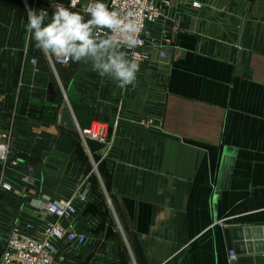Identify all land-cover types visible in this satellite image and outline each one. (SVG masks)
Masks as SVG:
<instances>
[{
    "label": "crops",
    "instance_id": "crops-1",
    "mask_svg": "<svg viewBox=\"0 0 264 264\" xmlns=\"http://www.w3.org/2000/svg\"><path fill=\"white\" fill-rule=\"evenodd\" d=\"M53 2L70 0L34 9L51 16ZM156 2L135 85L121 89L90 64L50 62L26 31L28 0H0L1 252L12 226L40 237L56 221L44 204L79 192L60 223L85 241H54V264H264L231 232L259 229L264 245V0ZM94 123L108 135L97 152L81 136Z\"/></svg>",
    "mask_w": 264,
    "mask_h": 264
},
{
    "label": "clouds",
    "instance_id": "clouds-1",
    "mask_svg": "<svg viewBox=\"0 0 264 264\" xmlns=\"http://www.w3.org/2000/svg\"><path fill=\"white\" fill-rule=\"evenodd\" d=\"M53 2L47 9H28L26 31L34 47L47 59L60 63H86L101 78L118 83L121 89L135 85L139 71L138 54L128 51L143 45V24L132 9H109L103 0ZM115 3V0H114ZM126 49V50H125ZM4 146L0 145V152Z\"/></svg>",
    "mask_w": 264,
    "mask_h": 264
},
{
    "label": "built area",
    "instance_id": "built-area-1",
    "mask_svg": "<svg viewBox=\"0 0 264 264\" xmlns=\"http://www.w3.org/2000/svg\"><path fill=\"white\" fill-rule=\"evenodd\" d=\"M106 4L109 6L110 10L114 7L117 9L125 7L126 10L132 9L138 13V17L143 24L141 39L144 43L141 47L136 49L125 50L128 51L129 58H132L133 52L138 54L139 58L137 62L141 68L145 58L143 48L146 45V28L148 25L155 24L161 19V7L157 4L156 0H115V3L114 0H107ZM160 56L165 58L168 57L169 54L162 51ZM30 62L32 65L36 66L35 59H31ZM50 62H53V60H50ZM81 136L85 143L87 139H91L106 146L108 140L107 127L101 123H94L90 128L81 130ZM0 145L4 146L3 151L0 152V164L3 167L0 187L4 190H10V186L3 183L2 180L5 167L9 162L11 148L10 134L3 133L1 135ZM12 164H15V162H12ZM76 200L83 201L84 196L78 192L70 199L47 201L43 206L44 211L46 214L54 217L56 221L46 224L38 238L30 236L28 233L32 230L31 225H26L25 229L19 227V225L12 226L4 239V247L0 255V264H54V241L84 242L85 236L83 234H77L65 228L60 223L61 219H71L77 214V209L75 207ZM229 257L231 261L236 260V255L233 252L230 253Z\"/></svg>",
    "mask_w": 264,
    "mask_h": 264
},
{
    "label": "water",
    "instance_id": "water-1",
    "mask_svg": "<svg viewBox=\"0 0 264 264\" xmlns=\"http://www.w3.org/2000/svg\"><path fill=\"white\" fill-rule=\"evenodd\" d=\"M61 123L64 124L69 129L75 128V125L73 123V120L67 108H64L61 113ZM109 132H111V130ZM86 144L92 151H95V152L102 150L105 146L104 144L98 141H95V140H91V139H87ZM260 231L261 230L259 229H256V228L254 229V228H249V227L231 228V232L237 241L240 242L243 240L246 242L245 245L247 249H244L243 243H239L235 245L237 253L239 255L243 254L244 252H248L249 254H252L254 252V247H256L258 250L260 249L259 251L261 253H264L263 244H257V243L253 244L252 243L253 239L261 237ZM183 264H185V262Z\"/></svg>",
    "mask_w": 264,
    "mask_h": 264
},
{
    "label": "rangeland",
    "instance_id": "rangeland-1",
    "mask_svg": "<svg viewBox=\"0 0 264 264\" xmlns=\"http://www.w3.org/2000/svg\"><path fill=\"white\" fill-rule=\"evenodd\" d=\"M34 2H35V0H28V9H34V6H35V4H34ZM53 61L55 62V60L53 59ZM4 237V233L3 232H1V230H0V252H1V248H2V246H3V237Z\"/></svg>",
    "mask_w": 264,
    "mask_h": 264
}]
</instances>
